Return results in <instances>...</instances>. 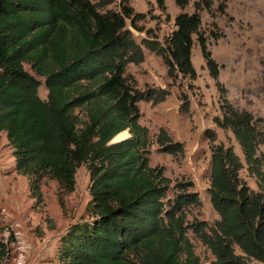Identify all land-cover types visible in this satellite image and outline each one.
<instances>
[{
	"label": "trees",
	"instance_id": "1",
	"mask_svg": "<svg viewBox=\"0 0 264 264\" xmlns=\"http://www.w3.org/2000/svg\"><path fill=\"white\" fill-rule=\"evenodd\" d=\"M100 7L90 0H0V133L14 150L16 172L29 178L39 204L44 179L71 194L77 170L85 166L90 174L88 218L61 239L57 263L203 264L191 232L209 248L213 264H264L260 131L223 105V118L215 121L233 132L261 190L241 177L244 163L232 147L214 145L209 194L220 219L214 226L190 220L201 206L198 193L190 183L172 186L162 168L150 165V132L140 123L139 103L154 95L127 75L143 54L124 19ZM201 25L198 14H180L170 52L151 48L171 75H195L193 36ZM209 65L215 69L210 58ZM127 131L129 138L112 143ZM156 143L162 152L184 154L164 129Z\"/></svg>",
	"mask_w": 264,
	"mask_h": 264
},
{
	"label": "rangeland",
	"instance_id": "2",
	"mask_svg": "<svg viewBox=\"0 0 264 264\" xmlns=\"http://www.w3.org/2000/svg\"><path fill=\"white\" fill-rule=\"evenodd\" d=\"M101 5V13H115L126 23L125 30L143 54L141 63H130L127 75L138 90L154 97L139 103L140 123L150 132V165L162 168L176 184H191L201 206L190 220L214 226L220 216L211 204L212 146L232 147L244 163L240 175L246 184L260 191L241 146L230 129L222 128L223 105L229 104L241 116L251 118L260 131L258 154L264 162V0H90ZM180 14L199 15L202 20L193 36L192 63L195 75H174L151 48L169 53ZM209 58L215 69L209 65ZM26 71L35 75L30 66ZM39 95L48 98L43 78ZM166 130L184 154L173 156L159 150L156 136ZM127 131L112 143L129 138ZM14 150L5 133H0V264H58L61 239L75 224L87 220L91 200L90 174L85 166L77 170L75 190L65 194L56 181L44 179L43 202L33 198L29 178L15 170ZM264 172V169H263ZM189 237L203 264H213L209 248L191 232ZM236 252L241 254L239 248ZM251 264H261L252 260Z\"/></svg>",
	"mask_w": 264,
	"mask_h": 264
},
{
	"label": "water",
	"instance_id": "3",
	"mask_svg": "<svg viewBox=\"0 0 264 264\" xmlns=\"http://www.w3.org/2000/svg\"><path fill=\"white\" fill-rule=\"evenodd\" d=\"M125 139H127V138H125ZM124 140V139H123ZM122 141V140H121Z\"/></svg>",
	"mask_w": 264,
	"mask_h": 264
}]
</instances>
